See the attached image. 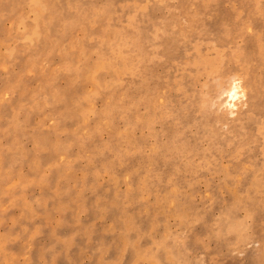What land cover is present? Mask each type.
Instances as JSON below:
<instances>
[{"label": "rangeland", "instance_id": "rangeland-1", "mask_svg": "<svg viewBox=\"0 0 264 264\" xmlns=\"http://www.w3.org/2000/svg\"><path fill=\"white\" fill-rule=\"evenodd\" d=\"M0 264H264V0H0Z\"/></svg>", "mask_w": 264, "mask_h": 264}, {"label": "bare ground", "instance_id": "bare-ground-1", "mask_svg": "<svg viewBox=\"0 0 264 264\" xmlns=\"http://www.w3.org/2000/svg\"><path fill=\"white\" fill-rule=\"evenodd\" d=\"M250 53V47L249 46H247L246 48H245V51H244V53L242 54L245 58H248V56H247V54H249ZM247 56V57H246ZM255 84V81L253 80L252 82H249V87L251 88V90H252V93H253V95L255 96V97H258L259 96V91H258V89H257V87L254 85ZM240 86H238V85H236L235 87H234V89L232 90L233 92H230L229 91V97H230V101H229V105H231L232 107H235L236 106V96H238L239 97V94H240V92L238 91V88H239ZM236 90V91H235ZM242 92V91H241ZM242 96H245V94H244V92L241 94ZM15 222V221H14Z\"/></svg>", "mask_w": 264, "mask_h": 264}]
</instances>
